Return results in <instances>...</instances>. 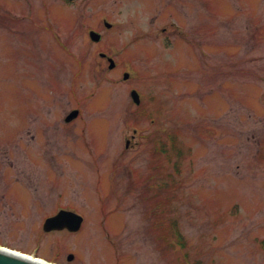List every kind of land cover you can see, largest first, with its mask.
Here are the masks:
<instances>
[{"label":"rangeland","instance_id":"1","mask_svg":"<svg viewBox=\"0 0 264 264\" xmlns=\"http://www.w3.org/2000/svg\"><path fill=\"white\" fill-rule=\"evenodd\" d=\"M93 1L0 0V245L56 264H264V0ZM170 14L195 36L165 46ZM59 206L78 231L42 230Z\"/></svg>","mask_w":264,"mask_h":264},{"label":"water","instance_id":"2","mask_svg":"<svg viewBox=\"0 0 264 264\" xmlns=\"http://www.w3.org/2000/svg\"><path fill=\"white\" fill-rule=\"evenodd\" d=\"M93 39H98L96 33H90ZM112 66L113 61L110 60ZM127 77V74L124 75ZM131 95L133 99L138 102V95L135 90H132ZM78 110H72L65 118L66 121L71 120L72 118L76 117L78 114ZM82 221V216L67 210H60L55 215L47 217L43 223V230L50 231L53 229H63L67 228L69 231H76L79 229L80 224ZM72 254L68 255V259L72 258ZM0 264H45L41 262V260L28 257L24 254L19 252H15L13 250H7L4 247H0Z\"/></svg>","mask_w":264,"mask_h":264},{"label":"flooded vegetation","instance_id":"3","mask_svg":"<svg viewBox=\"0 0 264 264\" xmlns=\"http://www.w3.org/2000/svg\"><path fill=\"white\" fill-rule=\"evenodd\" d=\"M28 1V0H27ZM61 1L65 6H68L69 8H73V9H77L80 6H83L84 2L86 0H58ZM196 2H198L199 4H201V0H194ZM95 5H98L99 2L97 0L93 1ZM191 3V2H190ZM126 10H130L127 8H125ZM116 14L119 16H123L125 14V10L118 8L116 9ZM88 10L87 12H81V16L83 18H85L86 20L88 19L89 15H88ZM174 14H170V16H172ZM154 20L156 19V17H153ZM95 22H99L100 24H102L105 28H111V25H107L109 23H113L114 20L115 21H119V22H124V23H128V20H124V19H112L111 13L109 11L106 10H101L98 14H96L95 18H94ZM81 22H85V21H81ZM87 22H90V20L88 19ZM182 28L186 29V32L183 33ZM194 31L196 30V28H193ZM91 30V29H90ZM89 30V32H90ZM96 31V30H95ZM192 30V28H189L188 26L184 25L183 23H181L180 20H177L175 17H169L167 19V27H163L162 28V35L165 37V46H170V38L172 36V34L174 35H182L184 34V36L188 37V36H195V32ZM194 32V33H193ZM99 34V33H98ZM193 36V37H194ZM103 36H100L99 40L96 41L95 43H98ZM103 51H100L99 53H102ZM105 54V53H104ZM100 57L104 60L107 61L108 59V55H100ZM108 63V62H107ZM114 68V66H112V69ZM63 208L62 206H59L58 209ZM65 230V229H64Z\"/></svg>","mask_w":264,"mask_h":264},{"label":"bare ground","instance_id":"4","mask_svg":"<svg viewBox=\"0 0 264 264\" xmlns=\"http://www.w3.org/2000/svg\"><path fill=\"white\" fill-rule=\"evenodd\" d=\"M0 247H2V246L0 245ZM7 250H13V249H12V248H7ZM15 252H17V251L15 250ZM18 252H21V251H18ZM25 255L28 256V257L31 256V255H28V254H26V253H25ZM41 262H44L45 264H49V262H46L44 259H42ZM55 264H56V263H55Z\"/></svg>","mask_w":264,"mask_h":264},{"label":"trees","instance_id":"5","mask_svg":"<svg viewBox=\"0 0 264 264\" xmlns=\"http://www.w3.org/2000/svg\"><path fill=\"white\" fill-rule=\"evenodd\" d=\"M179 237H181V235L179 234V232H178V238ZM182 240V239H181ZM180 239H179V244L182 246V247H184V243L181 241Z\"/></svg>","mask_w":264,"mask_h":264}]
</instances>
